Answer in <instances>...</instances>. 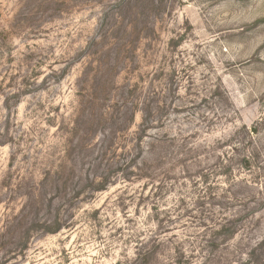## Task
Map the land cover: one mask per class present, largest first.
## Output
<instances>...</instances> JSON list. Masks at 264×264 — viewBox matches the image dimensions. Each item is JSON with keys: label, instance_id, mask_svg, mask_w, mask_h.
I'll return each mask as SVG.
<instances>
[{"label": "rangeland", "instance_id": "rangeland-1", "mask_svg": "<svg viewBox=\"0 0 264 264\" xmlns=\"http://www.w3.org/2000/svg\"><path fill=\"white\" fill-rule=\"evenodd\" d=\"M114 3L0 0V264L247 261L264 0Z\"/></svg>", "mask_w": 264, "mask_h": 264}, {"label": "trees", "instance_id": "trees-1", "mask_svg": "<svg viewBox=\"0 0 264 264\" xmlns=\"http://www.w3.org/2000/svg\"><path fill=\"white\" fill-rule=\"evenodd\" d=\"M85 1H90V0H85ZM115 3L112 5L113 7H117V9L120 11V14H122L125 9L127 8V6L132 4L133 0H114ZM139 1V0H137ZM146 0H141V2H144ZM149 1V0H147ZM153 1V3L155 4V2H157V0H151ZM109 18V13H104V17L102 18V21H105ZM87 49H89V47H87ZM87 49L85 50V52H87ZM84 52V53H85ZM146 106V105H145ZM138 107V105H137ZM141 111L143 113V120H142V124H141V128L143 129V131L145 130L146 127H151L149 126L150 123H152L150 115L151 112L149 109H146V107L141 108ZM147 129V128H146ZM245 163L248 165L249 162L247 160H244ZM115 173V172H114ZM112 172H108L107 174H104L100 180L97 182V180L93 179L88 185H92L94 191H104L106 190L111 184H114V182L111 180L112 179ZM85 187H87V185H85ZM60 226H57L56 228H51L49 226V230L48 232H56L58 231L60 228ZM225 227L222 226V230H224ZM249 259L245 262H239L238 264H263L264 262V240H262L261 242H259L254 248H252L249 253ZM149 257L148 254H145L144 256H140L139 259H144L146 260ZM117 264H122V263H117Z\"/></svg>", "mask_w": 264, "mask_h": 264}]
</instances>
